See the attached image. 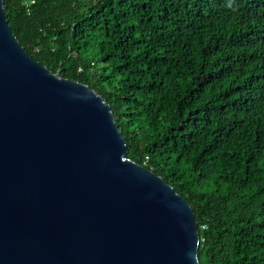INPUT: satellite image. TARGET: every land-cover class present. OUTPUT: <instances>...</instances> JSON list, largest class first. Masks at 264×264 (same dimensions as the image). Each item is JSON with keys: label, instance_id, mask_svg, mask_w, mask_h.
Listing matches in <instances>:
<instances>
[{"label": "trees", "instance_id": "1", "mask_svg": "<svg viewBox=\"0 0 264 264\" xmlns=\"http://www.w3.org/2000/svg\"><path fill=\"white\" fill-rule=\"evenodd\" d=\"M36 60L110 104L191 204L201 264H264V0H3Z\"/></svg>", "mask_w": 264, "mask_h": 264}, {"label": "water", "instance_id": "2", "mask_svg": "<svg viewBox=\"0 0 264 264\" xmlns=\"http://www.w3.org/2000/svg\"><path fill=\"white\" fill-rule=\"evenodd\" d=\"M110 104L36 60L0 0V264H201L191 204Z\"/></svg>", "mask_w": 264, "mask_h": 264}, {"label": "built area", "instance_id": "3", "mask_svg": "<svg viewBox=\"0 0 264 264\" xmlns=\"http://www.w3.org/2000/svg\"><path fill=\"white\" fill-rule=\"evenodd\" d=\"M27 11L31 9V5L34 3V0H22Z\"/></svg>", "mask_w": 264, "mask_h": 264}]
</instances>
